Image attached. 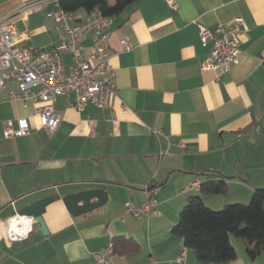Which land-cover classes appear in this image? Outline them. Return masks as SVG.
Here are the masks:
<instances>
[{
  "label": "crops",
  "instance_id": "crops-1",
  "mask_svg": "<svg viewBox=\"0 0 264 264\" xmlns=\"http://www.w3.org/2000/svg\"><path fill=\"white\" fill-rule=\"evenodd\" d=\"M36 1L0 0V18L15 24L21 48L53 51L60 30L46 14L56 3L23 10ZM174 1L178 10L169 0H137L115 17L112 108L88 104L79 113L73 95L60 97L61 122L49 133L34 106L0 92V264H99L94 254L115 247L116 238L131 239L137 250L115 252L112 264H170L184 253L183 264H203L172 233L189 198L199 194L184 190L201 185L208 171L232 177L227 195L203 198L219 210L249 203L264 187V0ZM238 17L240 63L227 72L204 71L209 49L198 26L216 28ZM92 45L90 35L86 55ZM64 62L68 68L71 56ZM20 118L29 120L31 133L5 139L7 123ZM153 187L160 188L159 214L123 220L126 204L142 205ZM90 189L107 191V203L73 216L63 198ZM46 197L54 199L43 215L48 235L33 221L22 224L30 232L21 237L12 219ZM231 243L237 257L224 264H264V252L252 259L243 239L232 236Z\"/></svg>",
  "mask_w": 264,
  "mask_h": 264
},
{
  "label": "built area",
  "instance_id": "built-area-1",
  "mask_svg": "<svg viewBox=\"0 0 264 264\" xmlns=\"http://www.w3.org/2000/svg\"><path fill=\"white\" fill-rule=\"evenodd\" d=\"M47 1L38 0L23 10ZM54 1L56 7L46 14L60 30V44L53 51L21 48V34L15 24L9 18H0V92H6L10 101L34 106L41 128L49 133L55 132L61 122V116L55 109L60 97L73 95V106L79 113L88 104L112 108L116 98V70L111 65L113 50L110 32L115 17L107 16L98 9L79 17L63 10L58 0ZM169 5L173 10L179 8L174 0H169ZM243 25L244 20L238 17L230 24L219 22L216 28L198 26L202 46L209 49L203 64L204 71L227 72L240 63ZM90 35L93 36L92 52L86 55L84 43ZM131 47L129 41L123 42L124 50ZM65 55H70L72 60L68 68L64 62ZM30 133L29 120L20 118L16 125L12 121L7 123L3 136L14 139ZM199 189L200 185L193 183L184 191ZM159 190V187L150 188L147 201L142 205L127 203L123 220L127 217L141 220L159 214L156 198ZM14 220L17 224L12 228L17 229L21 237H27L30 229L25 230L22 224H31L33 220L28 222L25 217L17 215L12 219V226ZM12 235L11 238L16 237ZM113 255L114 244H111L94 254V258L99 264H112ZM184 261L185 253L177 262L170 264H183Z\"/></svg>",
  "mask_w": 264,
  "mask_h": 264
},
{
  "label": "trees",
  "instance_id": "trees-1",
  "mask_svg": "<svg viewBox=\"0 0 264 264\" xmlns=\"http://www.w3.org/2000/svg\"><path fill=\"white\" fill-rule=\"evenodd\" d=\"M137 0H58L59 6L79 15L94 9L107 16H120ZM200 185L199 194L191 196L180 214V220L172 230L174 236L183 239L185 247L196 253L203 264H224L236 259L237 253L231 237L244 240L252 259L264 252V187L254 190L249 203L225 205L214 211L204 203L210 195H227L232 177L217 171H208ZM37 226V225H36ZM38 227V226H37ZM122 244V251H118ZM137 250V245L127 238H116L114 253Z\"/></svg>",
  "mask_w": 264,
  "mask_h": 264
},
{
  "label": "water",
  "instance_id": "water-1",
  "mask_svg": "<svg viewBox=\"0 0 264 264\" xmlns=\"http://www.w3.org/2000/svg\"><path fill=\"white\" fill-rule=\"evenodd\" d=\"M109 195L104 189H90L69 194L63 198V202L73 216H81L92 212L107 203ZM54 199L46 197L33 203L19 212L20 217L33 220L43 235H48L47 226L43 215L46 208Z\"/></svg>",
  "mask_w": 264,
  "mask_h": 264
},
{
  "label": "rangeland",
  "instance_id": "rangeland-1",
  "mask_svg": "<svg viewBox=\"0 0 264 264\" xmlns=\"http://www.w3.org/2000/svg\"><path fill=\"white\" fill-rule=\"evenodd\" d=\"M222 209V208H221ZM221 209H219V210H214V211H220ZM213 210V209H212Z\"/></svg>",
  "mask_w": 264,
  "mask_h": 264
},
{
  "label": "bare ground",
  "instance_id": "bare-ground-1",
  "mask_svg": "<svg viewBox=\"0 0 264 264\" xmlns=\"http://www.w3.org/2000/svg\"><path fill=\"white\" fill-rule=\"evenodd\" d=\"M16 227V226H15Z\"/></svg>",
  "mask_w": 264,
  "mask_h": 264
}]
</instances>
